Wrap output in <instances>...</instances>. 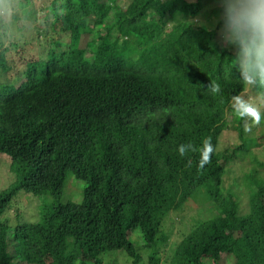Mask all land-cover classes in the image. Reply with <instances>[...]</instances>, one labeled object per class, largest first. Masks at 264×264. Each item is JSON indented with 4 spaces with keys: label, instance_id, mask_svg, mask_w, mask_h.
I'll return each instance as SVG.
<instances>
[{
    "label": "trees",
    "instance_id": "trees-1",
    "mask_svg": "<svg viewBox=\"0 0 264 264\" xmlns=\"http://www.w3.org/2000/svg\"><path fill=\"white\" fill-rule=\"evenodd\" d=\"M41 1L18 0L0 32V160L8 155L16 176L0 191V264H105L111 251L163 264L165 223L190 200L215 213L195 223L171 264H222L223 253L232 264H264V178L246 174L245 213L223 191L240 155L264 167L230 107L235 95L260 105L264 89L243 85L233 50L221 47L219 0ZM199 16L212 30L194 23ZM27 27L42 52L11 38ZM211 81L219 94L207 90ZM229 127L241 143L219 149ZM209 137L215 151L198 170ZM189 142L197 151L181 156ZM69 173L87 183L80 202L62 200ZM19 191L55 201L10 231L3 215Z\"/></svg>",
    "mask_w": 264,
    "mask_h": 264
},
{
    "label": "rangeland",
    "instance_id": "rangeland-1",
    "mask_svg": "<svg viewBox=\"0 0 264 264\" xmlns=\"http://www.w3.org/2000/svg\"><path fill=\"white\" fill-rule=\"evenodd\" d=\"M37 6H41V0H35ZM124 3H128V0H125ZM198 19L201 21L205 19L203 16H199ZM216 23V19H212ZM34 22H31L29 28L34 26ZM58 35V34H56ZM59 36V35H58ZM36 34L34 31H31L27 28L23 29L20 32H12V39H29V48L35 47L38 51L42 52L43 48L41 45L37 44V41L34 40ZM28 45V46H29ZM38 46V47H37ZM3 76L0 75V81L3 79ZM256 99L257 102H260L258 105L261 108V111H264V100H261L260 96ZM248 99H252L249 97ZM256 103V102H255ZM264 115V112L262 113ZM234 114L228 116V122L230 125H236L232 119ZM251 127V131L246 132L248 136L252 135L256 137L254 139L255 144L251 147L253 154L257 156L261 161L264 162V119H262L260 125L252 124V121L248 119L245 121ZM241 140L239 138V132L233 127L227 128L220 137L219 149H225L233 145L240 144ZM251 155H245L237 157L235 161L229 162L227 165V173L224 179V189L225 192H232L236 194L239 198V203L241 206L242 213H245L249 209L250 195H251V186L248 181L246 174L253 172L256 175L257 179L264 178V167H261L257 164L251 163ZM10 157L6 154L1 156L0 160V191L11 186L16 179H13V175L9 170ZM264 180V179H263ZM87 183L84 180L78 179L73 173H69L66 181V186L64 189L62 200H73L80 202L83 198L84 189ZM55 201L53 195H39L36 196L32 193H26L24 191H19L17 197L13 200L10 209L3 215V219L6 220L9 224L10 231L14 229L16 224L19 222H34L40 219V207L44 203H49ZM199 211L201 214L199 215ZM214 210L212 204L207 202L203 205L197 201L190 200L188 201L181 209L174 210L171 212L169 219L165 223V231L168 233V241L162 248V258L163 264H171V256L173 254L174 248L180 243V241L187 235L199 219H203L209 216L214 215ZM9 218V221L7 218ZM139 233H135L132 238L137 243L140 242ZM226 249V247H225ZM145 254V253H144ZM116 258V259H114ZM147 255L145 254V259ZM105 264H130L131 260L121 251H111L104 255ZM211 264L213 261L210 260ZM222 264H232V259L228 256L227 253H223L221 260Z\"/></svg>",
    "mask_w": 264,
    "mask_h": 264
},
{
    "label": "clouds",
    "instance_id": "clouds-1",
    "mask_svg": "<svg viewBox=\"0 0 264 264\" xmlns=\"http://www.w3.org/2000/svg\"><path fill=\"white\" fill-rule=\"evenodd\" d=\"M219 6L221 13L217 22L220 23L221 47L233 50V67L243 85L264 89V0H219ZM18 9V0H0V32L11 29ZM194 23L212 30L203 21ZM207 90L216 95L221 92V86L211 81ZM230 107L238 118L244 121L250 119L254 125H260L264 119L261 108L244 95L233 96ZM244 130L251 131L248 123H245ZM178 151L185 156L197 149L189 142L181 144ZM214 151L211 138H206L200 149L198 170H203L211 162ZM188 165L191 166V160Z\"/></svg>",
    "mask_w": 264,
    "mask_h": 264
}]
</instances>
